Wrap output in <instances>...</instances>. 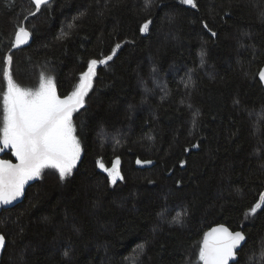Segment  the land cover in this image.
<instances>
[{
  "label": "trees",
  "instance_id": "obj_1",
  "mask_svg": "<svg viewBox=\"0 0 264 264\" xmlns=\"http://www.w3.org/2000/svg\"><path fill=\"white\" fill-rule=\"evenodd\" d=\"M194 3L0 0V118L6 55L17 84L50 72L61 98L113 56L73 116L71 175L44 174L0 213V264H127L141 246L137 264H202L219 225L246 237L232 264H264V204L251 213L264 194V0ZM21 25L31 42L12 48ZM117 158L112 184L97 161Z\"/></svg>",
  "mask_w": 264,
  "mask_h": 264
},
{
  "label": "snow or ice",
  "instance_id": "obj_2",
  "mask_svg": "<svg viewBox=\"0 0 264 264\" xmlns=\"http://www.w3.org/2000/svg\"><path fill=\"white\" fill-rule=\"evenodd\" d=\"M48 2L49 0H34L36 11ZM183 2L195 7L194 0ZM145 3L147 6L150 0H145ZM149 23L150 21L145 22L140 31L147 32ZM68 27L71 28L73 25L69 24ZM31 35L25 26H18L11 47L19 48L26 44ZM119 47L120 45H116V48ZM112 58V55H108L100 60H90L87 70L80 75L79 84L74 91L61 98L57 95L55 80L52 77L42 76L39 87L35 90L21 87L13 79V56L8 54L4 57L6 66L3 69V76L7 81V90L2 98L0 152L10 148L17 162L0 160V204H10L22 196L28 181L40 177L46 168L58 170L61 179L71 175L82 151L73 123V114L84 106V98L92 87L97 66L107 64ZM259 77L264 80V70L260 71ZM97 163L100 169L108 173L113 184L118 179H123L119 171V158L111 168L106 167L102 160ZM137 163L141 161L138 160ZM262 204L264 194H261L260 202L251 209V213L255 214ZM175 219L176 222H180L181 218ZM245 240L246 237L241 231L232 232L223 225L213 228L205 234L199 259L203 264H229V260L236 256ZM4 246L5 236L0 234V249ZM140 251L143 252L142 246Z\"/></svg>",
  "mask_w": 264,
  "mask_h": 264
},
{
  "label": "rangeland",
  "instance_id": "obj_3",
  "mask_svg": "<svg viewBox=\"0 0 264 264\" xmlns=\"http://www.w3.org/2000/svg\"><path fill=\"white\" fill-rule=\"evenodd\" d=\"M41 73L39 72V70H35L34 72H33V74L30 76V77H28V78H26L23 82H25V83H27L28 85H27V87H25V86H21V87H24V88H30V89H37L38 87H39V83H40V80H41ZM43 77H51V74H50V72H47L46 74L44 73V76ZM162 90L161 89V87L157 84L156 86H155V90ZM75 114V113H74ZM74 114H73V116H74ZM257 116L255 117V119L256 120H259L262 116H264V113L263 114H261V113H258V114H256ZM2 124H3V115H2V118H0V128H2ZM0 147H2V145H0ZM6 150H11L10 148H8V149H4V151H6ZM4 151H2V152H0V156H1V154L4 152ZM12 151V150H11ZM14 155V154H13ZM15 157V156H14ZM15 159H16V157H15ZM80 159H81V157H80ZM80 159L77 161V164H78V162L80 161ZM0 160H1V157H0ZM76 164V165H77ZM75 168V167H74ZM73 168V169H74ZM100 169V168H99ZM101 171H103L102 169H100ZM119 171H120V165H119ZM50 172H54V173H57L58 175H59V172H58V170H56V169H53V168H46V169H44L43 171H42V174H41V176H43L44 174H47V173H50ZM104 172V171H103ZM104 173H106V172H104ZM107 175H108V173H106ZM121 175V174H120ZM40 176V177H41ZM40 177H36V178H34V179H32V180H30V181H28V183H30V182H32L33 180H36V179H39ZM108 177H109V175H108ZM110 178V177H109ZM121 179H118L117 180V182L118 181H120ZM110 181H111V178H110ZM27 183V184H28ZM112 183V182H111ZM26 184V185H27ZM113 184V183H112ZM25 185V186H26ZM19 198V197H18ZM161 220H162V222L161 223H163V222H165L166 221V219L164 218V217H162L161 218ZM173 223H175V222H173ZM264 247V246H263ZM140 247H137L136 249H135V252H134V255L132 256V257H130L128 260H127V264H137L138 263V256L141 254V251H140ZM0 252H1V249H0Z\"/></svg>",
  "mask_w": 264,
  "mask_h": 264
},
{
  "label": "water",
  "instance_id": "obj_4",
  "mask_svg": "<svg viewBox=\"0 0 264 264\" xmlns=\"http://www.w3.org/2000/svg\"><path fill=\"white\" fill-rule=\"evenodd\" d=\"M14 40H15V37H14ZM30 42H31V36H30V38L28 39L27 43L24 44V45H21L20 47L26 46V45H28ZM262 70H264V65L262 66V68L260 69V71H262ZM260 71L258 72L257 79H258V81L260 82V84L262 85V88L264 89V80H261L260 77H259V73H260ZM17 201H18V198H17L16 200L12 201L10 204H7V205L0 204V213H1L4 209H7V208L13 206ZM219 226H221V225H219ZM219 226H214V227H212L208 232H210L213 228H216V227H219ZM224 227H226V226H224ZM226 228H227V227H226ZM228 229H229V228H228ZM229 230H230V229H229ZM230 231H231V230H230ZM208 232H207V233H208ZM232 232H233V231H232ZM204 237H205V236H204ZM204 237H203V239H204ZM244 243H245V241L242 242V245L239 247V250L237 251L236 256L229 260V264H232V263H234V262L237 260V254L239 253V251H240L241 248L243 247ZM202 245H203V240H202ZM202 264H203V262H202Z\"/></svg>",
  "mask_w": 264,
  "mask_h": 264
}]
</instances>
